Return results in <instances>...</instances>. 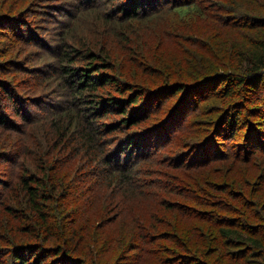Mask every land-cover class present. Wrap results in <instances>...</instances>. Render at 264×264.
I'll list each match as a JSON object with an SVG mask.
<instances>
[{
	"label": "trees",
	"instance_id": "1",
	"mask_svg": "<svg viewBox=\"0 0 264 264\" xmlns=\"http://www.w3.org/2000/svg\"><path fill=\"white\" fill-rule=\"evenodd\" d=\"M47 2H40L43 11L38 12L54 17L51 23L57 24L55 44L36 32L33 21L11 13L0 15V39L6 37L5 31L11 32L19 46L21 42L33 44L40 52L51 54L55 62L46 73L52 72L56 95L36 103L29 101L32 96L25 95L41 80L42 72L32 73L36 78L33 84L31 80L15 82L0 75V124H5L11 133L24 135L25 123L35 118L24 117L25 110H34L27 104L36 105L46 111L36 117L46 118L45 114H49L56 123L49 152L60 154L74 144L72 157L82 160L89 174L118 177L120 189L134 187L144 195L154 193L152 188H156L144 166L151 163L164 141L170 142L171 137L176 139L186 132V137H196L189 148L178 151L176 160L163 161L171 171H182L170 176L163 190L180 198L163 197L156 201L158 210L151 217L129 222L137 234L131 240L121 236V247L114 241L120 232L114 229L111 241L101 245L94 241L91 249L82 241L76 245L67 239L70 230L65 220L74 217L61 200L71 188L63 185L58 175H51L49 152L34 156L25 136L19 140L21 146L13 137L14 140L4 139L8 147L18 146V151H6L3 142L0 164L16 162L21 170L15 179H7L6 171L0 172L7 179H0V209L22 222L19 230L26 238L17 240L4 233L8 243L0 250V264H108L110 251L111 264H264V38L257 36L249 49L224 51L217 62L201 63L193 71L180 72L175 67L172 73V67H155L157 60H149L141 46L132 47L128 58L112 60L111 50L105 53L98 43H88L85 33L72 45L66 40L74 36L73 31L85 15L94 12L104 21L124 23L162 9L175 13L194 9L196 14L212 20L207 7L201 4L206 0H121L119 17L109 10L113 0H80L78 7L68 5V0ZM226 19L217 21V31L207 35L209 42L223 28L244 26L264 32L263 15ZM126 36L129 37L127 33ZM182 36L192 45L199 42V35L190 33L178 38ZM3 58L0 57V74L30 73L26 64L19 69L12 62L17 59ZM125 62L144 75L126 73ZM118 66L123 73H118ZM174 74L176 79L171 77ZM224 101L219 110V103ZM202 114L207 117L194 125V118ZM112 141L115 145L111 148ZM188 145L182 143V147ZM21 157H25L22 162ZM25 161L35 164V168L28 169ZM203 169H207L206 175L181 180L180 174ZM171 179L179 184L171 186ZM214 181L221 183L214 185ZM10 216L0 222V227L6 226L14 236L17 230L9 229ZM160 227L166 231H159Z\"/></svg>",
	"mask_w": 264,
	"mask_h": 264
},
{
	"label": "rangeland",
	"instance_id": "2",
	"mask_svg": "<svg viewBox=\"0 0 264 264\" xmlns=\"http://www.w3.org/2000/svg\"><path fill=\"white\" fill-rule=\"evenodd\" d=\"M41 1H48L47 3L52 2V0H0V15L11 13L12 15L20 16L22 19L33 21L34 25L37 26V29H35L36 32L55 44L56 39L54 38V35L57 30V24L51 23V20L54 17H51L50 14H39L38 11H43L42 8H39ZM68 1V5L72 4L77 7L80 2V0ZM120 1L121 0H113V6L109 8V10L114 12L118 17L120 14L117 12L122 3ZM201 4L203 7H207V12L212 20H209L200 14H196L194 9H182L176 13L162 9L157 13L154 12L155 14L152 16L149 15L135 20H128L124 23L119 21H107V19L104 21L102 16L96 12L86 14V18L78 24L77 30L73 31L74 36L67 37L66 41L69 45H72V42L76 43L79 40L80 34L85 33L87 35L86 39L88 43L89 41L98 43L100 46L99 48H104L103 51L105 53L107 52L106 49L109 48V50H111L110 58L112 60L115 57L122 56L128 58L126 56L129 54V51L131 52L132 47L138 48V46H141L145 52V56H149V60H153L154 58L157 60V65L155 63V67L158 69L172 67V73H174L176 70L175 67H178V71L181 69L193 71L192 68L201 63H206L208 65L217 62V58L222 56L224 51L226 53H231L235 52L238 48L249 49L252 40L256 39L257 36L261 39L264 38V32L261 29L255 30L243 26L241 28H223L219 30L217 37L212 38L213 40H211L214 45L206 39L209 33L217 31L216 27L218 22L226 21V18L233 20L237 16L243 17V14L264 16V0H206V2H201ZM64 20H66L65 16ZM122 26L125 28L122 29ZM10 33L5 31L3 34L6 37L0 39V52L4 53L0 55V57H4L3 59H9V57L17 59L12 61L13 64L15 66L18 65L19 69L22 65L26 64L31 74H24L22 71H16L13 74L2 73L0 75L4 79L15 82L31 80V83L33 84V79L36 78H33L34 75L32 73L42 72L40 76L41 80L38 81V84L35 85L32 92L29 91L30 93L24 94L27 97L32 96L29 101H34V103L38 100L44 102L46 98L47 100H50L48 97L56 95V91L54 88L55 84H53L51 80L52 72L50 70L47 74L46 69L49 66V69H51V63H54L55 59L51 54L40 52L38 47L33 44L26 46L22 45L21 42V46H19L15 37H13L14 34ZM126 33L129 37L126 36ZM190 33L199 35V42H197L196 45L190 44L184 36L178 38L180 35H190ZM124 37L127 38L124 39ZM13 44L14 46L17 44V47L11 48L10 46ZM212 47H214V49ZM99 48L97 50H99ZM7 51L9 52L7 53ZM153 55L155 56L153 57ZM130 56L135 58V55ZM182 64H184V66ZM126 65L127 66L123 67V69H126V73L133 75L137 72V68L132 66L130 62L126 63ZM130 69L134 70V72ZM117 71L118 73H123L119 66ZM137 75L143 76L144 74L142 70H138ZM171 77L176 79L178 76L174 74ZM137 78L138 77H136V79ZM225 103L226 101L219 103V110L225 105ZM42 105L44 106V104ZM27 106L33 108L36 115L33 111L25 110L26 115L24 117H35L32 119L35 122L28 120L25 123L24 135H21L19 132L11 133L8 131L7 127H5V124H0V145L4 142V139L13 137L17 139L21 146L22 142L19 140L25 136V139L29 142L28 146L33 148L32 153L34 156H39L40 154L45 155V153L48 154L50 145H53V142H51L50 139L57 129L56 123L51 120L52 115L49 114H45L46 118L39 119L36 117L37 115L46 112L45 110L42 112L36 105H30L29 103ZM10 110L11 107L9 108L8 113H11ZM47 111L49 112V110ZM206 117L207 115L205 116L202 114L194 118V125L199 124L200 121L204 120ZM18 118H16L17 121ZM241 120L242 117H240L238 124H240ZM176 133L177 132L174 134ZM187 134L189 133L186 132L184 135L180 134L176 139L171 137L169 139L170 142L165 140L160 151L158 150L153 156L154 159L151 160V163L145 164L144 167L148 168L146 173L148 174L149 180L156 183V188H152L155 189L153 190L154 193L149 195L137 192L138 189L134 187L126 188L125 186H122L123 189H120V186L116 184L119 183L117 180L118 177L111 178L105 177L101 174H89L88 167L84 166V164L82 166L83 161L79 158L72 157V155L75 154L74 147H76V145L74 144L67 146L65 151L60 154L49 152L51 166L48 167L52 172L51 175H58V179L63 180V185L71 188H68L64 194V198L61 200L65 209H71L73 211L72 214L74 217L73 220H65V222L68 223L67 227L70 230V233L68 231L67 239H71L72 243L74 242L76 245H79L80 241H82L81 243L87 245L91 249L94 241H97L99 245L105 241H111L115 229L117 232H120V234L117 233L115 235L117 238L114 239L115 242L119 244L118 239H120L121 236L126 240H131V237H134L137 233H133V230L129 227V222H132L138 217H145V219L151 217L153 211L158 210L156 201L163 197H170L171 200L179 199L180 197H178V195L169 196V194L163 192V190L167 183L166 181H169V177L173 175L178 176L182 171H180V169H173L171 171L170 168L163 164V161L166 159L176 160V155L180 149L189 148V146L194 143L196 136H192L194 139L192 140L190 137H186L189 136ZM13 138L11 139L14 140ZM34 139H36V141H33ZM118 140H120V138H118ZM182 143H188L189 145L182 147ZM111 144L112 148L115 145V142L112 141ZM4 145L5 150L7 149L6 151H8V149L12 150L14 153L18 151V146L8 147V144L5 142ZM261 157L262 156H260V158ZM54 158H58V160H55ZM24 159L25 157H21L19 161L22 162ZM36 162H38V160ZM254 162L257 164L259 161L255 158ZM15 163L0 164V172L6 171V173H8V176H5L7 179H15L18 176L21 169L17 167ZM25 164L30 170L35 168V164H30L28 161H25ZM239 169L240 168L236 169L237 172ZM206 171L207 169H203L199 172H184V174H180V176L183 177L181 180L188 179L191 181L196 177L206 175L208 172ZM38 173L40 172L38 171ZM5 177L3 174H0L1 182L7 180ZM171 180L172 186L176 181L174 179ZM177 183L179 184V182ZM219 183L221 182L214 181V185ZM249 187L253 186L249 185ZM1 188L2 186L0 185V189ZM254 188L256 187L254 186ZM262 196L263 194L261 197ZM255 197L257 198L256 195ZM246 201L250 203V200L248 201V199H246ZM7 216L10 215L3 211V209H0V222H5L6 220H4V218ZM7 222L11 231H15V229L17 231L13 236L8 230H6V226L0 227V250L8 243V238L5 234H7L9 238L14 237L17 238V240H20L25 236V234H23L24 232L19 230V226L22 224L21 221L19 222L18 219L10 216L8 217ZM186 223L189 224L187 220ZM121 226L122 228H120ZM159 231L166 230L165 228L160 227ZM111 249L115 250L116 248L114 249V247H111ZM112 252L113 251H110L109 259L107 258L108 264L112 263L113 258H110ZM158 255H160V253Z\"/></svg>",
	"mask_w": 264,
	"mask_h": 264
}]
</instances>
